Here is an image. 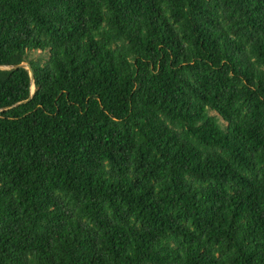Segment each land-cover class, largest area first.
Masks as SVG:
<instances>
[{
    "label": "trees",
    "instance_id": "obj_1",
    "mask_svg": "<svg viewBox=\"0 0 264 264\" xmlns=\"http://www.w3.org/2000/svg\"><path fill=\"white\" fill-rule=\"evenodd\" d=\"M23 62L0 264H264V0H0Z\"/></svg>",
    "mask_w": 264,
    "mask_h": 264
},
{
    "label": "water",
    "instance_id": "obj_2",
    "mask_svg": "<svg viewBox=\"0 0 264 264\" xmlns=\"http://www.w3.org/2000/svg\"><path fill=\"white\" fill-rule=\"evenodd\" d=\"M18 68H24V69H27L28 70L29 78H30V84L33 87V72H32V70L30 68V65L28 63L23 62V63H20L18 65L0 66V69H8V70L9 69H18ZM33 93H34V87H33V89L31 88V94H30V97L28 98V100L32 97ZM19 104H21V102L14 104L13 107L14 106H17Z\"/></svg>",
    "mask_w": 264,
    "mask_h": 264
},
{
    "label": "rangeland",
    "instance_id": "obj_3",
    "mask_svg": "<svg viewBox=\"0 0 264 264\" xmlns=\"http://www.w3.org/2000/svg\"><path fill=\"white\" fill-rule=\"evenodd\" d=\"M38 55V53H31L30 56L31 57H36Z\"/></svg>",
    "mask_w": 264,
    "mask_h": 264
},
{
    "label": "bare ground",
    "instance_id": "obj_4",
    "mask_svg": "<svg viewBox=\"0 0 264 264\" xmlns=\"http://www.w3.org/2000/svg\"><path fill=\"white\" fill-rule=\"evenodd\" d=\"M32 89H33V87H32Z\"/></svg>",
    "mask_w": 264,
    "mask_h": 264
}]
</instances>
